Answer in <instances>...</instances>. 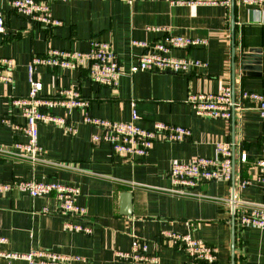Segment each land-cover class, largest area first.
Here are the masks:
<instances>
[{"label":"crops","instance_id":"0c3cea01","mask_svg":"<svg viewBox=\"0 0 264 264\" xmlns=\"http://www.w3.org/2000/svg\"><path fill=\"white\" fill-rule=\"evenodd\" d=\"M57 27L44 26L15 12L8 0H0L5 30L0 32V56L14 60L13 81H0V182L13 179L60 181L80 188L78 203L88 212L91 234L72 232L64 222L84 223L82 218L61 211L54 195L32 198L13 190L0 195V236L8 238L5 248L24 252L46 248L81 256L75 264L132 263L116 256L129 250L132 237L149 243L147 254L159 257L158 264H187L179 246L161 238V232H190L218 249L215 264H264V227L241 229L222 200L235 194L246 202L264 204V176L258 160L264 159V119L249 100L234 108L230 120L199 116L188 98L200 92H218L225 84L264 94V5L234 0L222 5H174L167 0H60L51 5ZM161 27V29H158ZM167 27V29H162ZM189 35L207 40L206 45L172 48L169 55L204 60L205 67L185 73L130 72L146 51L133 40L165 42L168 35ZM109 41L119 55L124 74L117 88L93 81L89 64L68 69L39 66L36 77L43 82L41 95L56 96L61 88L76 87L91 101L90 112L110 120L129 121L131 102L140 115L137 124L151 129L164 121L192 129L184 142H157L143 158L121 156L108 143L95 144L91 135L98 129L82 120V110L62 106L49 112L77 128L69 133L60 124L39 126L43 161L6 153L16 142H26V124L15 98L28 96L31 84L28 65L35 55L50 48L87 52L91 41ZM253 49L249 63L242 54ZM235 56V57H234ZM19 126V128H15ZM215 140L232 145L235 173L230 182H201V196L180 195L172 188L171 165L194 156L214 157ZM242 153L247 154L241 161ZM250 183L241 187V180ZM131 194L132 213L125 210L124 195ZM0 264H27L23 260H0Z\"/></svg>","mask_w":264,"mask_h":264},{"label":"built area","instance_id":"2783aa9c","mask_svg":"<svg viewBox=\"0 0 264 264\" xmlns=\"http://www.w3.org/2000/svg\"><path fill=\"white\" fill-rule=\"evenodd\" d=\"M11 8L30 17L44 26L57 27L62 25V20L54 17L52 3L60 0H8ZM92 1V0H88ZM132 4L136 0H125ZM174 5H222L230 7L234 0H167ZM245 3L264 5V0H240ZM161 29V27H158ZM162 29H167L164 27ZM5 30V19L0 11V32ZM206 45L207 40H199L192 36L181 34L165 37V42H148L146 40H133V46L146 49L139 56L137 64L130 68L131 73L138 71H157L185 73L196 67H205L208 63L204 60L189 57H175L169 55L172 48H188L195 45ZM89 64V74L93 81L111 88L120 84L123 67L117 51L107 40L93 39L91 49L87 52L77 50H63L50 48L45 55H35L28 65V79L31 89L28 96L14 99V104L19 105L25 117L23 127L27 137L26 142H16L12 150L5 151L18 157L33 162L43 161L44 148L39 142V126L43 123L63 125L67 132L76 133L77 128L69 125L63 117L49 112V108L62 106L70 109L82 110V120L88 126L97 128L91 139L95 144L108 143L113 151L121 156L146 157L157 142H184L191 138V128L164 121H155L151 129H146L137 124L140 115L136 102H131V119L129 121L110 120L93 115L90 112L91 101L82 95L76 87L61 88L56 96L44 97L41 95L43 82L36 77L39 66H61L68 69L81 68ZM14 60L0 56V81L11 83L13 75L11 68ZM245 100L255 103V108L264 119V94L251 90H242L238 101L235 88L225 84L218 92H200L191 94L188 98L196 113L204 118H222L230 120L234 108ZM19 128V126H15ZM216 155L214 157L194 156L187 161H174L171 165V192L187 195L201 196L197 190L199 183L223 180L230 182L235 173V155L230 143L222 140L214 141ZM241 161H246L247 154L242 153ZM264 176V159L258 160ZM249 180H241V187H246ZM13 190L27 193L32 198L45 195H54L60 202L61 211L73 217L82 218L84 223L64 222V228L72 232L91 234L93 228L88 220L87 209L78 203L80 188L78 186L60 181H37L34 179H13L0 182V195ZM228 206L229 212L235 223L241 229L249 226L264 227V204L246 202L238 198L235 191L232 195L222 199ZM161 238L180 247L188 256L187 264H215L218 260L216 246L194 237L190 232L162 231ZM8 238L0 236V260H23L27 264H75L82 261L81 256L61 254L46 248H31L19 252L4 247ZM149 243L146 240L132 237L129 250H116L118 258L132 263L158 264L159 257L149 255Z\"/></svg>","mask_w":264,"mask_h":264},{"label":"water","instance_id":"95a60500","mask_svg":"<svg viewBox=\"0 0 264 264\" xmlns=\"http://www.w3.org/2000/svg\"><path fill=\"white\" fill-rule=\"evenodd\" d=\"M259 52H260L259 49H253V50H250L247 53L242 54V62H243V64L249 63L251 61L252 57H253L252 55H254V53H259ZM123 197H124V205H125V210L123 211V214H131L132 213V210H131V207H132L131 194L130 193H126ZM232 223H233L234 240H235V215L234 214H233Z\"/></svg>","mask_w":264,"mask_h":264}]
</instances>
